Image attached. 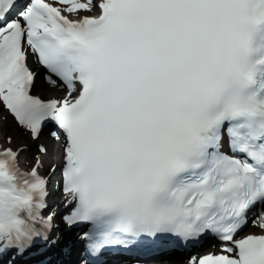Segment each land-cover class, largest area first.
<instances>
[{"label":"snow or ice","instance_id":"6c2138e0","mask_svg":"<svg viewBox=\"0 0 264 264\" xmlns=\"http://www.w3.org/2000/svg\"><path fill=\"white\" fill-rule=\"evenodd\" d=\"M29 52L67 97L30 94ZM0 104L33 139L62 130L65 222L91 225L94 264L209 236L223 254L189 264H264V235L238 238L264 221V0H0ZM18 155L0 152V256L52 228Z\"/></svg>","mask_w":264,"mask_h":264},{"label":"bare ground","instance_id":"6f19581e","mask_svg":"<svg viewBox=\"0 0 264 264\" xmlns=\"http://www.w3.org/2000/svg\"><path fill=\"white\" fill-rule=\"evenodd\" d=\"M85 13H80V15H84ZM43 76L39 75L38 77V80L39 81H42V82H39V85H42L43 84ZM41 90L42 91H48V92H51V90H54L55 93H57V95H54L53 98L59 96V94L61 95V92L57 89V88H54L52 85L50 84H47L45 86H41ZM53 125H50L49 128H52ZM6 129V127H1V130H4ZM5 136V134L3 135ZM21 139V140H20ZM19 146L23 149L22 153L19 152V155L17 158H20L21 154L22 155H25V154H29L30 151H31V143H30V139L28 137H25V136H20L19 139ZM36 141V140H34ZM4 142L3 138H0V143ZM44 143V142H43ZM46 144H44L43 146L46 148L47 147V153H42V154H45L42 156V158L39 159V164H38V169L39 170H45L47 168V166L50 164H52V167L55 166L54 170H52L48 176H49V183L50 184H53L54 181L57 179V176L61 174L60 172V168H61V165L62 163L64 162V159H63V144L61 142H58V143H54V142H45ZM40 146L42 144H39ZM39 145H36V149H38V146ZM57 193V190L56 189H53L51 190V197H52V200L55 203L59 202L60 199L58 200H55V197L58 198L59 196L55 195ZM261 223H264V221L258 219L257 222L255 223H252L250 229H249V232L247 234H256V235H262L264 234V229H262L260 227V224ZM60 230V228H59ZM60 235H57L55 237H53L52 239H56L55 243H54V247H53V252H54V257L55 259L57 260L56 263H60L64 260V258H62L64 256V252H65V245L62 243V239H60ZM192 257H195L193 254H190L187 258H181L179 257L178 255H173L171 258H167V257H158L156 258L157 261H166V260H171L167 263L169 264H189V260L192 258ZM179 260V261H177Z\"/></svg>","mask_w":264,"mask_h":264},{"label":"rangeland","instance_id":"374dc122","mask_svg":"<svg viewBox=\"0 0 264 264\" xmlns=\"http://www.w3.org/2000/svg\"><path fill=\"white\" fill-rule=\"evenodd\" d=\"M39 81V80H38ZM42 82V81H39ZM50 83L48 80L44 81V83L42 84L43 86H45L46 84ZM52 84V83H51ZM39 85V83H36V89L34 90V93L39 94L42 98L46 99V100H50V99H58V100H62L63 99V94L64 92L59 96L53 98L54 95H57V93H55L54 90H51V92L48 91H42L41 90V86ZM62 97V98H61ZM10 111H8L6 108H4V106L2 104H0V138H3L4 142H2L0 144V146L5 145L8 147H12L15 150H17V152H21L22 153V148L19 146V137L20 136H25L28 137L30 139V143H31V151L29 154H25L20 156V161L21 163L27 165L28 168L35 166L37 167V158L39 157L42 158L43 155L39 152V150L36 149V145L39 144H46L45 142H54V143H58L61 142L62 144L64 143V140L62 139V137H60L58 134L52 132V130L41 136L40 139L34 141V139L31 137L30 133H28L27 131H25L23 128H21L18 123L16 122V120L13 118L12 115H10ZM1 127H6V129L1 130ZM5 134V136H3ZM55 134V135H54ZM9 138H10V142H9ZM21 140V139H20ZM44 142V143H43ZM40 145L38 146L39 149ZM47 148V147H46ZM55 167V166H54ZM52 164L48 165L47 168L42 171L48 175L51 171H52ZM52 188H54V184L51 186ZM250 228H248L247 231H249ZM208 250H205L204 252H207ZM179 261V260H177ZM152 264H164L163 262H155Z\"/></svg>","mask_w":264,"mask_h":264}]
</instances>
